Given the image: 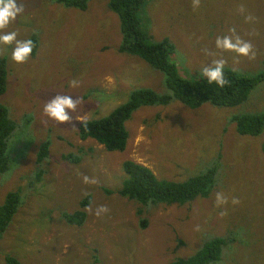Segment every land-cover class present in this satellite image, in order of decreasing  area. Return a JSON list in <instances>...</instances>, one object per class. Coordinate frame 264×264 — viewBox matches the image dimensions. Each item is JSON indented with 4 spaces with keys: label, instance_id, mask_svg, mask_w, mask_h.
I'll list each match as a JSON object with an SVG mask.
<instances>
[{
    "label": "rangeland",
    "instance_id": "374dc122",
    "mask_svg": "<svg viewBox=\"0 0 264 264\" xmlns=\"http://www.w3.org/2000/svg\"><path fill=\"white\" fill-rule=\"evenodd\" d=\"M21 2L25 11L7 31L30 39L37 30L39 44L23 64L11 59L12 46H0L8 58L0 103L18 121L8 149L10 169L0 174V204L11 190L20 188L23 196L0 239V264H8V254L22 264H168L177 255L194 253L204 237L228 231L245 237L235 235L216 264H264V131L241 135L232 122L237 114L264 112V82L235 107L205 103L191 108L176 99L143 106L127 122L126 148L109 151L95 138H81L78 123L106 116L136 88L168 93L166 73L119 52L120 21L108 0H93L86 10L50 0ZM140 18L152 42L164 37L174 42L173 60L188 79L198 78L213 58H224L226 66L242 73L264 70V0H148ZM232 30L251 43L253 56L216 49V38L233 35ZM56 95L80 101L70 112L72 120L62 125L44 112ZM46 139L49 157L38 180L37 152ZM69 154L81 158L76 162ZM127 159L150 167L160 179L174 180L216 162L220 181L210 197L190 205L146 207L118 193ZM89 193L83 225L70 224L63 213L80 209ZM217 193L226 203L217 204ZM101 206L108 211L97 216ZM141 216L148 219L145 228Z\"/></svg>",
    "mask_w": 264,
    "mask_h": 264
},
{
    "label": "trees",
    "instance_id": "16d2710c",
    "mask_svg": "<svg viewBox=\"0 0 264 264\" xmlns=\"http://www.w3.org/2000/svg\"><path fill=\"white\" fill-rule=\"evenodd\" d=\"M62 7L86 10L93 0H50ZM148 0H108V8L113 11L120 21L121 42L119 52L136 55L148 62L154 68L166 73L168 93H160L150 87L134 89L128 99L116 106L109 114L101 118L83 120L78 123L81 138H95L109 151H122L126 148L130 132L127 122L133 113L143 106L167 105L176 99L191 108H198L205 103L217 106L235 107L247 102L252 91L264 82V70L258 73H242L225 66V78L228 83L220 88L207 85L206 80L200 78L188 79L179 72L173 56L177 47L169 37L152 42L140 18V10ZM39 32L34 30L30 39L34 41L36 53L39 44ZM8 58L0 52V96L7 90ZM236 130L241 135L256 136L264 131V112H244L232 117ZM18 130V121L12 117L11 108L0 103V174L10 169L11 155L8 153L11 139ZM50 140L46 139L37 152V164L40 167L49 157ZM69 158L78 162L81 155L69 154ZM220 158V156H219ZM219 160V159H218ZM126 177L118 193L130 200L137 201L146 207L165 205H190L198 198H207L217 188L220 181L219 167L212 162L206 170L190 174L183 180L160 179L153 170L135 160L127 159L122 164ZM44 170L36 172L40 180ZM39 175V177H38ZM108 192H112L108 190ZM91 194H87L80 202L81 208L73 213L65 211L63 218L70 224L82 226L86 217V207L90 204ZM23 202L20 188L9 191L3 203L0 204V239L9 228L16 213ZM143 214L142 209L138 211ZM148 219L141 216V228H145ZM245 237L241 231H228L224 235H210L204 237L200 247L188 256L177 255L168 264H216L222 260L223 252L235 242L236 236ZM176 248L175 250H177ZM246 257L239 256L243 261ZM8 264H22L15 256L5 257Z\"/></svg>",
    "mask_w": 264,
    "mask_h": 264
},
{
    "label": "clouds",
    "instance_id": "9594fccd",
    "mask_svg": "<svg viewBox=\"0 0 264 264\" xmlns=\"http://www.w3.org/2000/svg\"><path fill=\"white\" fill-rule=\"evenodd\" d=\"M24 4L21 0H0V46H12L11 59L17 64L26 63L33 55L35 48L32 39L18 38L17 31H7L18 17L24 13ZM224 35L218 36L215 40L216 49L221 52H233L237 56H253L254 52L250 42L241 39L239 36ZM207 53L206 50V55ZM227 61L224 58H213L210 63L204 64L198 73V78L207 81V85H216L223 88L228 81L225 78V66ZM75 81L72 82L75 86ZM80 101L74 99L71 95H56L44 106L45 114L59 124H65L72 120L71 113H75ZM88 178L85 177V182ZM217 204L226 203V199L221 193H217ZM233 203L238 201L233 200ZM108 209L104 206L96 210V215L100 216L106 213Z\"/></svg>",
    "mask_w": 264,
    "mask_h": 264
}]
</instances>
